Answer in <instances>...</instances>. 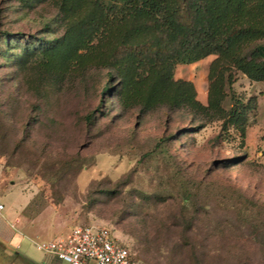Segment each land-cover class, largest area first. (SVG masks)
Segmentation results:
<instances>
[{
  "label": "rangeland",
  "instance_id": "1",
  "mask_svg": "<svg viewBox=\"0 0 264 264\" xmlns=\"http://www.w3.org/2000/svg\"><path fill=\"white\" fill-rule=\"evenodd\" d=\"M56 2L0 0V204L40 241L110 227L141 264H264V80L230 71L222 107L253 100L243 137L214 110L123 111L101 93L103 68L57 72L38 50L22 55L24 40L62 35ZM215 57L174 69L203 105ZM6 253L0 264H22Z\"/></svg>",
  "mask_w": 264,
  "mask_h": 264
},
{
  "label": "trees",
  "instance_id": "2",
  "mask_svg": "<svg viewBox=\"0 0 264 264\" xmlns=\"http://www.w3.org/2000/svg\"><path fill=\"white\" fill-rule=\"evenodd\" d=\"M56 1L62 35L24 40L22 55L38 50L42 66L57 72L103 68L101 93L114 95L123 111L214 110L223 119L222 130L240 123L244 136L253 100H236L227 110L222 101L225 86L233 82L232 69L251 81L264 80V0ZM9 35L0 31V49H7ZM211 54L216 57L209 66L203 105L193 83L175 79L174 69ZM84 119L92 123L93 115ZM189 230L187 223L183 232ZM145 240L143 245H149ZM191 255L197 258L194 251Z\"/></svg>",
  "mask_w": 264,
  "mask_h": 264
},
{
  "label": "built area",
  "instance_id": "3",
  "mask_svg": "<svg viewBox=\"0 0 264 264\" xmlns=\"http://www.w3.org/2000/svg\"><path fill=\"white\" fill-rule=\"evenodd\" d=\"M30 241L38 251L68 264H140L105 225H74L55 239Z\"/></svg>",
  "mask_w": 264,
  "mask_h": 264
},
{
  "label": "crops",
  "instance_id": "4",
  "mask_svg": "<svg viewBox=\"0 0 264 264\" xmlns=\"http://www.w3.org/2000/svg\"><path fill=\"white\" fill-rule=\"evenodd\" d=\"M19 219V222H16ZM28 221H24L21 215L14 216L11 211H6L2 205L0 210V247L5 255L11 253L13 260L19 261L22 264H54L55 259L45 255H40L38 258H32L28 253V246L33 244L30 241L31 235L27 231Z\"/></svg>",
  "mask_w": 264,
  "mask_h": 264
}]
</instances>
